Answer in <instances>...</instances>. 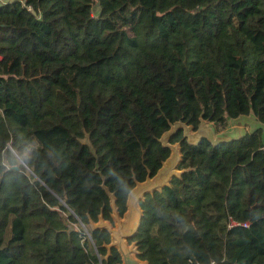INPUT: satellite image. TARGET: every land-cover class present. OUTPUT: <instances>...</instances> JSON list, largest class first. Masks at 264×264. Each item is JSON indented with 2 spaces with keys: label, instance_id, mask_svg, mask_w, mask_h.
Masks as SVG:
<instances>
[{
  "label": "trees",
  "instance_id": "1",
  "mask_svg": "<svg viewBox=\"0 0 264 264\" xmlns=\"http://www.w3.org/2000/svg\"><path fill=\"white\" fill-rule=\"evenodd\" d=\"M0 54V264H118L89 227L111 219L103 176L123 214L133 176L170 155V123H264V0H12ZM261 133L173 136L191 169L141 202L143 259L264 264Z\"/></svg>",
  "mask_w": 264,
  "mask_h": 264
},
{
  "label": "water",
  "instance_id": "2",
  "mask_svg": "<svg viewBox=\"0 0 264 264\" xmlns=\"http://www.w3.org/2000/svg\"><path fill=\"white\" fill-rule=\"evenodd\" d=\"M231 120L234 126L220 132H216L213 122H209L202 117L197 127L183 118L170 123L169 129L159 138L163 147L170 149V155L162 162L161 167L154 175L149 171L146 179L143 181H139L135 175L133 176L135 186L128 194L126 201L127 209L123 214H121L117 204L116 193L109 188L103 176L102 188L109 197L111 219H106L104 213L101 212L97 221L90 219L89 227L92 231L106 230L109 232L110 241L103 244L107 249V253L104 257L105 259L110 257L113 249H117L121 256V262L118 264H151L148 259H143L141 257L138 242L134 240L141 229L145 215L141 202L145 201L147 195H154L155 192L163 191L165 187L171 185L175 177L180 178L185 172L191 169L179 168L183 157L181 142H172L173 136L179 131H182L183 138L191 145H197L203 139H207L214 146H217L221 143L233 142L244 137L247 134L245 128L246 124L252 126L251 132L256 131L264 124L253 114L240 115ZM254 124H257V126H255L257 129L253 127ZM62 219L68 226L63 216ZM72 230H76V228L68 226L67 232ZM100 262L102 264V260Z\"/></svg>",
  "mask_w": 264,
  "mask_h": 264
},
{
  "label": "rangeland",
  "instance_id": "3",
  "mask_svg": "<svg viewBox=\"0 0 264 264\" xmlns=\"http://www.w3.org/2000/svg\"><path fill=\"white\" fill-rule=\"evenodd\" d=\"M213 124H214V127H215L216 132H220V131H223V130H228L231 127L234 126V123L232 122V120L229 121L228 126L225 127V128H223V127L217 128V126L215 125V123H213ZM255 126H257V124H254L253 125V127H255ZM245 128L247 130V133H250L252 131V126L250 124H246ZM255 129H257V128L255 127ZM257 130L258 131L259 130L262 131L261 135H262L263 140H264V124H262ZM61 214H62L63 218L65 219V221L67 222V224H68L69 227L76 228V229L78 228V225L76 223H74L73 221L70 220V218L68 217V214L65 211H62ZM91 242H92V244H91V251L94 252V253H97V250H96V248L94 246V240L91 241Z\"/></svg>",
  "mask_w": 264,
  "mask_h": 264
},
{
  "label": "built area",
  "instance_id": "4",
  "mask_svg": "<svg viewBox=\"0 0 264 264\" xmlns=\"http://www.w3.org/2000/svg\"><path fill=\"white\" fill-rule=\"evenodd\" d=\"M10 1H12V0H0V4H6V3L10 2ZM29 9H31V7H29ZM0 58H1V54H0ZM235 225H243L245 227H248L249 226V222L241 223V222H238V221L232 219L230 221L229 227H233ZM83 227H84V230H85L84 231V239L83 240L90 239L91 241H93L91 233H90V230L88 229V227H86L84 225H83ZM77 229H79V228H77ZM211 264H215V261H212Z\"/></svg>",
  "mask_w": 264,
  "mask_h": 264
}]
</instances>
